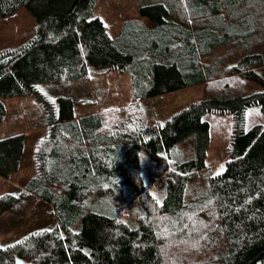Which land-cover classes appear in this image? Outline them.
<instances>
[{"label":"trees","instance_id":"obj_1","mask_svg":"<svg viewBox=\"0 0 264 264\" xmlns=\"http://www.w3.org/2000/svg\"><path fill=\"white\" fill-rule=\"evenodd\" d=\"M95 1L0 0V20L25 5L34 19L25 44L0 51V123L3 100L28 96L46 127L32 151L34 175L17 194L0 195V216L31 196L54 218L0 246V264H68L67 253L71 264H264V22L256 13L264 0H139L115 36L94 16ZM239 38L249 51L222 65L227 52L218 48ZM90 67L128 76V106L77 115L72 97L39 90L84 80ZM194 86H203L201 98L146 122L142 101ZM206 114L231 117L227 160L187 198L205 167ZM24 141L0 139L1 179L18 171ZM187 141L191 156L171 157ZM157 179L160 197L148 191ZM128 197L132 212L123 209Z\"/></svg>","mask_w":264,"mask_h":264},{"label":"rangeland","instance_id":"obj_2","mask_svg":"<svg viewBox=\"0 0 264 264\" xmlns=\"http://www.w3.org/2000/svg\"><path fill=\"white\" fill-rule=\"evenodd\" d=\"M97 1L95 13L98 10V13L106 20H118L122 10H124L122 15L125 18H131L134 15L130 6L131 0ZM259 7L260 10L256 11L257 18L264 22V2ZM29 16L30 13L27 10L19 9L14 16L0 20V51L18 48L31 38L34 27L32 28V20ZM113 25L110 23V27ZM232 43L233 46L227 45L226 47L223 45L218 48V55H225V51L227 52V57L222 61V65L235 62L241 54L249 51L247 38L246 40L234 39ZM202 87H191L150 103L141 102L139 105L142 107L146 122L150 125H157L188 102L201 98ZM39 90L49 96L72 97L75 100L74 110L77 115L108 110L120 111L128 106L131 94L126 74L91 67L88 68V77L84 80L61 84H42ZM3 104L6 115L0 123V139L23 134L25 141L18 171L8 179L0 178V195L17 194L23 190L26 181L34 175L32 151L37 140L45 135L44 111L39 104L28 96L3 100ZM257 113V107L249 109V124L257 119ZM203 120L209 124V146L206 152L205 167L197 173L194 180L187 184L185 190L187 198L203 193L205 179L220 173L227 160L226 145L231 126L230 115L206 114ZM191 150L192 142L187 141L173 150L171 157L186 160L191 156ZM142 162L144 175L148 176L151 162L146 159H142ZM148 191L156 197H160L163 191L162 180L157 179L150 183ZM95 201V199H91L88 205L91 204L90 206L93 208L97 207ZM132 208H134L133 198L128 197L123 203V209L132 212ZM53 224L54 218L47 205L34 197H23L13 209L0 216V246L15 242L31 231L50 227ZM69 256L70 254L67 253L68 264H71L72 261Z\"/></svg>","mask_w":264,"mask_h":264},{"label":"crops","instance_id":"obj_3","mask_svg":"<svg viewBox=\"0 0 264 264\" xmlns=\"http://www.w3.org/2000/svg\"><path fill=\"white\" fill-rule=\"evenodd\" d=\"M138 1L139 0H131V4H130V6L132 7V9H133V13H134V15L133 16H131V18H125V17H123V12H124V10H122V12H121V14L118 16V20H106V18H104V17H102L101 16V14L100 13H98V10L96 11V13H95V10H96V8H97V0L95 1V6H94V11H93V14H94V16H96V17H98V18H100L103 22H104V24L106 25V27H107V29H108V32H109V34L111 35V36H115V35H117L119 32H120V30H121V24H122V22L123 21H125V20H128V19H133V18H136V12H135V10H134V6H135V4L136 3H138ZM20 9H22V10H27L28 11V9L26 8V5L24 6V7H22V8H20ZM122 9V8H121ZM96 14H98V15H96ZM30 17V19L32 20L31 22H32V28L34 27V19L32 18V16L30 15L29 16ZM105 19V20H104ZM109 19V18H108ZM143 21V23H144V25L145 26H147V27H150L151 26V24L150 23H148L147 21H145V20H142ZM110 23L111 24H114L113 25V27H110ZM33 30V29H32ZM127 78H128V76H127ZM129 81V80H128ZM195 87V86H194ZM186 89H188V88H186ZM186 89H182V90H179V91H176V92H173V93H169V94H165V95H162V96H158V97H155V98H149V99H146V100H144V101H142V103L143 102H152V101H154V100H158V99H160V98H163V97H165V96H169V95H171V94H175V93H177V92H180V91H183V90H186ZM129 101H130V97H129V100H128V103H129ZM93 113H96V112H92V113H88V114H93ZM83 115H87V114H83ZM167 118V117H166ZM38 200V199H37Z\"/></svg>","mask_w":264,"mask_h":264},{"label":"water","instance_id":"obj_4","mask_svg":"<svg viewBox=\"0 0 264 264\" xmlns=\"http://www.w3.org/2000/svg\"><path fill=\"white\" fill-rule=\"evenodd\" d=\"M15 264H21V263H20L19 261L16 260V261H15Z\"/></svg>","mask_w":264,"mask_h":264},{"label":"snow or ice","instance_id":"obj_5","mask_svg":"<svg viewBox=\"0 0 264 264\" xmlns=\"http://www.w3.org/2000/svg\"><path fill=\"white\" fill-rule=\"evenodd\" d=\"M219 174V173H218Z\"/></svg>","mask_w":264,"mask_h":264}]
</instances>
